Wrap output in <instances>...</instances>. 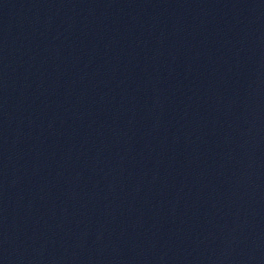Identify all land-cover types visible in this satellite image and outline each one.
Returning a JSON list of instances; mask_svg holds the SVG:
<instances>
[{
  "label": "water",
  "instance_id": "water-1",
  "mask_svg": "<svg viewBox=\"0 0 264 264\" xmlns=\"http://www.w3.org/2000/svg\"><path fill=\"white\" fill-rule=\"evenodd\" d=\"M0 264H264V0H0Z\"/></svg>",
  "mask_w": 264,
  "mask_h": 264
}]
</instances>
